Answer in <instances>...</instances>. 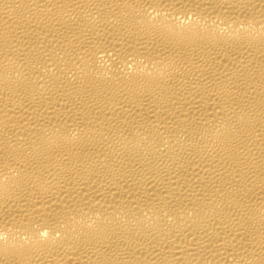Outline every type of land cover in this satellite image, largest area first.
Segmentation results:
<instances>
[{
	"label": "bare ground",
	"instance_id": "obj_1",
	"mask_svg": "<svg viewBox=\"0 0 264 264\" xmlns=\"http://www.w3.org/2000/svg\"><path fill=\"white\" fill-rule=\"evenodd\" d=\"M0 264H264V0H0Z\"/></svg>",
	"mask_w": 264,
	"mask_h": 264
}]
</instances>
